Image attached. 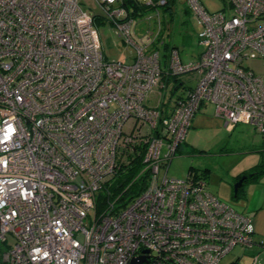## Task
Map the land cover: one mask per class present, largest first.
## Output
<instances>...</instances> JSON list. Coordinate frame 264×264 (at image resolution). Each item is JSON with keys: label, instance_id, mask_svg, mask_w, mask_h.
I'll use <instances>...</instances> for the list:
<instances>
[{"label": "built area", "instance_id": "built-area-1", "mask_svg": "<svg viewBox=\"0 0 264 264\" xmlns=\"http://www.w3.org/2000/svg\"><path fill=\"white\" fill-rule=\"evenodd\" d=\"M97 1L124 18L129 62L105 58L78 0H0V264H219L217 253L253 245L251 219L203 176L172 179L166 166L208 102L229 129L242 121L264 134V74L244 65L264 62V0H227L233 12L213 14L184 0L203 50L188 63L171 51L173 73L197 79L171 109L141 106L164 74L158 51L133 39L118 0ZM142 131L149 173L97 213V193Z\"/></svg>", "mask_w": 264, "mask_h": 264}, {"label": "rangeland", "instance_id": "rangeland-1", "mask_svg": "<svg viewBox=\"0 0 264 264\" xmlns=\"http://www.w3.org/2000/svg\"><path fill=\"white\" fill-rule=\"evenodd\" d=\"M200 2L209 12L222 9L224 11L229 10L224 0H200ZM117 3L119 6L120 1H117ZM78 4L83 11H87L91 14L92 23L95 17H99V22H97L96 25L102 44V50L106 56L105 58L111 61L121 60L129 62L132 58L133 47L125 42V38L120 35L121 30L119 29L124 22V18L119 17L116 19L115 16L108 17L97 0H78ZM120 7L121 6L116 8L120 10V12L122 9H126L125 7ZM184 7V4H178L176 6L175 13L171 15L172 22L170 24L168 12L163 11V8L158 9V11L161 15V19L164 20L162 23L166 28L164 35L167 36H163L167 42L177 44L180 47L179 49L183 57L187 60H194L198 53L203 50V46L198 43L197 39L199 25L196 23L191 12L185 10ZM125 12L127 13V11ZM131 18L133 21L129 23L130 27H128V30L132 32L133 39L142 41L143 46L152 43L150 42L153 34L151 31L155 32L153 35L155 37L159 27L155 25L151 28L155 21L154 13L149 15L147 12L142 15L131 16ZM145 18H148V20H145ZM244 65L252 69L256 74H264V62L260 58L245 60ZM138 88L139 86L135 89L141 92ZM131 90H133V88H130V91ZM170 97H172L170 88H167L165 81L161 80V83L150 94V103L145 102L144 104L142 103L141 106L150 107L151 105L152 108L158 109L163 104H167ZM200 108H202V105L199 106L197 111H200ZM195 113L193 116L194 118L191 120L192 126L188 128L183 141H181L182 144L178 145L175 154L172 156L168 170H166V175L172 179L182 180L186 178L189 169H197V171L200 172L204 171L203 177L206 180L208 190L211 191V193L213 192L212 196L234 204L231 198L232 186L230 178H233L234 175L245 168L253 166L260 160V152H247L246 145L249 146V144L254 141L259 142L261 137L253 130L252 126L241 123L242 121L237 122L236 124L238 125L230 132L224 120L215 117L214 108L211 105H207L203 107L200 112ZM141 121L135 123L137 128H141ZM154 130L157 132L156 129ZM138 136L140 138H135V142L133 141L132 144V151L134 154L136 153L135 151L139 152L141 147L143 151L147 149L146 140L141 139L142 135L138 134ZM142 163V173H149V170L146 169L151 168L153 163L146 159L144 152L142 154ZM163 173L164 171H161V175ZM238 180L239 179H236L233 185ZM241 187H239V189ZM233 206L238 211L244 213L237 205L234 204ZM202 209L203 212L206 213L204 206ZM210 212L208 208V213ZM204 213L202 215L206 218L207 215ZM252 229V236L250 235V239L254 241L253 245L261 246V241H257L258 243H256L253 226ZM9 242L11 243L12 241L9 240ZM1 249H5V246L1 245ZM248 250L249 247L237 244L231 248L228 253L219 252L215 256L220 258L221 261L219 264H228V262L234 260L237 255H241L243 259V263L241 264H251L253 257L248 253ZM242 255H244V257ZM246 255L249 257V262ZM258 260L259 263L264 261L263 254L259 255Z\"/></svg>", "mask_w": 264, "mask_h": 264}, {"label": "trees", "instance_id": "trees-1", "mask_svg": "<svg viewBox=\"0 0 264 264\" xmlns=\"http://www.w3.org/2000/svg\"><path fill=\"white\" fill-rule=\"evenodd\" d=\"M118 1H120L119 6L125 7L130 17L136 16V15H142L147 12L149 13V15L152 13H154L155 15V21L153 22V26H151V28H153L155 25H158L159 27L157 30L156 37L153 38V40L151 41L152 43L149 44L148 48H150L153 51H158L157 53L158 60H159L160 65L164 69V74L161 75V79L162 81L163 80L165 81L166 87L170 88V93L172 96L169 98V102L167 104H163L161 107H166V108L171 109L172 105L177 103L178 100H180L181 98H184V95L186 96L187 93L191 92L197 83L196 82L197 79L195 78L193 71L173 73L172 69H170L171 51H173L174 49L178 51V55L182 63L194 62L199 57L202 51L198 53L197 57L194 60H187L185 57L181 55V51L179 49L180 47L177 44L173 42H167V40L165 39L167 35L166 36L164 35L166 28L164 24H162L164 20L161 19V15L158 9L163 8L162 9L163 11L168 12V16L170 20L169 24H170L172 22L171 15L175 13L176 6L178 4H182V5L184 4L185 5L184 9L191 12V14L194 16L196 23L199 25L198 32H200L201 28H200V24L198 23V19L193 14V12L191 11V9L189 8V6L184 0H166L165 4H160L159 0H118ZM224 1L227 3V7L229 8L228 12L222 9V10L213 11L209 13H212V14L217 13V12H227V13L231 12L232 13L233 8L231 7V5H229L227 0H224ZM145 20H148V18H145ZM97 22H99V17H95V23L97 24ZM151 32L153 33L152 34V37H153L155 32L154 31H151ZM198 32H197V35H198ZM197 39H198V36H197ZM198 43L200 44L199 41ZM167 81H170V82H167ZM207 105H211L214 108V114H215L214 104L208 102V103L203 104L202 108ZM202 108H200V111ZM169 109H164V110L169 111ZM200 111H196V112H200ZM237 125L238 124L234 125L230 129L227 126L226 127L229 131H231ZM190 126H192V122ZM143 131L141 133L140 132L138 133L142 134ZM257 134H259V136L261 137L260 144L259 145L252 144L250 145V147H247V149L249 150V152L258 150L260 152V160L255 165H253V167H251L248 171L244 172V174L246 175L250 173L253 174L251 177H248L244 183L257 179V177L264 174V134H260L258 132ZM135 152L136 153L134 154L131 149L130 150L127 149L124 151V155L122 157L123 161L119 163L120 168L116 171V173L113 175L110 181L107 182L104 185V187L101 190H99V192L97 193V196H96L97 213L103 210L106 204L109 203L111 200H114L116 197L120 196L119 200L123 201V199L126 198L127 195H129L130 193H134V192L136 193L139 187L142 185L143 183L142 177L144 176L142 175V170H143L142 169L143 167L142 154L144 151L142 150V147H141L139 152L138 151H135ZM170 160L171 159L169 158L167 162L166 170H168ZM190 174L191 175L193 174L194 176H204L203 175L204 171L200 172V171H197V169L195 170L189 169L187 172V176ZM240 193H241V188L238 190L237 197L240 195Z\"/></svg>", "mask_w": 264, "mask_h": 264}, {"label": "crops", "instance_id": "crops-1", "mask_svg": "<svg viewBox=\"0 0 264 264\" xmlns=\"http://www.w3.org/2000/svg\"><path fill=\"white\" fill-rule=\"evenodd\" d=\"M225 123V121H224ZM231 130L230 132H232ZM259 145V142H252L251 144L246 145L247 147H250V145ZM247 152L249 150L247 149ZM251 152H259L258 150H254ZM255 165V164H254ZM253 167V166H251ZM251 167L245 168L238 174L234 175L233 178H230V183L232 186V195L231 198L234 201V204L238 206V208L243 211L246 215L249 216V218L252 221V225L254 227V238L256 239V243L259 241H262V245H253L252 247H249L248 253L251 254V257H253V261L251 264H257L259 263L258 257L259 255L263 254L264 258V174L257 177V179L248 181L244 183V185L241 187V193L237 197V194L235 195L233 192V183L236 181V178L239 179L242 175H244L245 171H248ZM211 192V191H210ZM213 193V192H212ZM258 241V242H257ZM238 256V258H237ZM234 260H230L228 264H241L243 263V259L241 258V255H237ZM244 257V255H242ZM247 260L249 262V257L246 255ZM264 264V261L259 263Z\"/></svg>", "mask_w": 264, "mask_h": 264}, {"label": "water", "instance_id": "water-1", "mask_svg": "<svg viewBox=\"0 0 264 264\" xmlns=\"http://www.w3.org/2000/svg\"><path fill=\"white\" fill-rule=\"evenodd\" d=\"M253 174H244L242 175L239 180L233 185V192L236 195L237 191L239 190V187H241L242 185H244V180H246L248 177H251ZM142 261V258H138V259H134L132 260L131 264H140Z\"/></svg>", "mask_w": 264, "mask_h": 264}]
</instances>
